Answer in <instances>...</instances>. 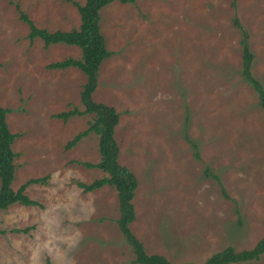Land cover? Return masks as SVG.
I'll return each instance as SVG.
<instances>
[{
  "label": "rangeland",
  "instance_id": "obj_1",
  "mask_svg": "<svg viewBox=\"0 0 264 264\" xmlns=\"http://www.w3.org/2000/svg\"><path fill=\"white\" fill-rule=\"evenodd\" d=\"M85 0H0V107L17 134V190L39 206L0 210V264H131L132 248L116 220L118 197L103 186L98 138L83 137L86 77L78 68L48 69L76 46L47 49L28 39L24 13L40 29L80 25L75 4ZM21 12V13H20ZM100 32L112 55L98 71L93 100L119 114L118 162L138 181L129 224L148 255L170 264H203L231 247L248 250L264 236V110L241 75L242 39L253 55L251 73L264 88V0L114 1L100 10ZM27 232L17 233L14 230ZM238 264H264L258 261Z\"/></svg>",
  "mask_w": 264,
  "mask_h": 264
},
{
  "label": "trees",
  "instance_id": "obj_2",
  "mask_svg": "<svg viewBox=\"0 0 264 264\" xmlns=\"http://www.w3.org/2000/svg\"><path fill=\"white\" fill-rule=\"evenodd\" d=\"M118 1L122 4H134L135 0H85L84 5L75 4L80 14V25L77 29L69 31L49 32L37 28L24 13L20 14L21 20L29 27L28 39L33 41L39 38L43 47L47 49L50 45L62 43L76 46L81 51L79 60L67 58L47 65L48 69L65 70L78 68L86 77L85 84L80 92V101L84 106L83 111L73 108L67 112L56 114L55 117L63 121L77 115L90 114L92 120L88 128L76 134L65 144V149H71L89 133H94L98 138L99 161L96 164H84L87 168L101 170L105 176L90 184L77 182L76 185L83 192H91L103 186H109L116 190L118 197L119 216L116 224L125 241L132 248L134 260L131 264H170L168 260L160 255H148L141 242L135 238L129 229V224L135 218V210L132 204L138 181L134 174L118 162L119 149L114 138L115 127L118 124L119 114L113 107L93 100V93L97 86L98 71L101 63L109 58L112 53L106 49L105 39L100 32V10ZM235 25L240 30L242 39L241 75L244 81L252 87L256 93L260 107L264 110V88L251 73L253 55L249 49L248 37L245 30L235 20ZM10 112L7 108L0 107V210H6L9 206L19 204L22 206H39V203L30 199L25 190L32 184H45L47 177L29 179L17 190L12 188L15 179L16 153L12 145L17 134L12 133L6 122V116ZM14 230V232H27ZM1 233V231H0ZM264 254V236L254 245L253 248L242 251H235L228 247L213 254L203 264H238L258 261ZM192 264V263H185Z\"/></svg>",
  "mask_w": 264,
  "mask_h": 264
}]
</instances>
